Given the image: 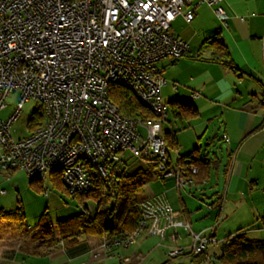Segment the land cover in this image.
<instances>
[{
	"label": "built area",
	"instance_id": "built-area-1",
	"mask_svg": "<svg viewBox=\"0 0 264 264\" xmlns=\"http://www.w3.org/2000/svg\"><path fill=\"white\" fill-rule=\"evenodd\" d=\"M196 1V7H214L228 26L224 0H0V112L20 93L16 109L0 117V168L24 171L30 179L60 174L70 196L85 198L94 190L87 166L107 178L111 164L123 165L122 154L129 152L155 174L174 178L178 190L195 186L170 165L165 138L156 135L154 124L165 123L169 114L162 96L167 82L158 63L193 56L191 44L171 28L183 8ZM185 18L191 23L193 11ZM114 83L132 92L154 118L123 117L110 99ZM31 99L43 121L29 136L15 139L12 128ZM224 140L230 141L227 135ZM190 173L197 175L198 169ZM139 207L137 230L102 240L94 258L129 249L143 232L165 240L173 230L175 241L177 230L187 231L188 250L173 248L170 260L204 254L216 243L215 236L195 233L178 220L162 196L146 198Z\"/></svg>",
	"mask_w": 264,
	"mask_h": 264
},
{
	"label": "crops",
	"instance_id": "crops-1",
	"mask_svg": "<svg viewBox=\"0 0 264 264\" xmlns=\"http://www.w3.org/2000/svg\"><path fill=\"white\" fill-rule=\"evenodd\" d=\"M196 5L197 1L185 6L171 28V33L176 38L191 44L193 56L178 60L164 59L158 63L167 82V86L162 88L163 100L169 106L165 123L172 124L173 121L177 128H172L171 131L163 128V131L164 135L166 132L176 133L178 148L173 154L170 152L173 160L200 149L196 155L200 159L213 162L206 182L202 181L191 190L189 188L192 196L197 190L206 194L202 187L204 183L208 184L213 171L218 173L220 165L225 163L218 154L221 151L223 153L226 148L227 161L223 169L225 193L217 189L212 191V204L220 197L223 202L213 207L210 211L215 212H210L208 219L206 218L210 221L212 219L213 225L219 217L232 212V206L240 203L239 198L259 191L264 193V0H224L228 26L218 18L214 7ZM190 11H193L194 18L188 23L185 15ZM215 39L224 43L229 52L227 59L237 71L221 63L228 60L217 48L209 45ZM175 85L178 86L177 89L174 88ZM173 101L193 104L198 110V116L187 121L171 120L170 104ZM217 127L219 134L212 137ZM210 134L212 135L209 138ZM224 135L228 136L229 142L224 140ZM205 137L208 149L203 151L202 146L197 145ZM217 144H224L225 148ZM170 178L172 177L155 180L165 184ZM158 196L164 197L172 205L170 193L167 194L165 188L152 187L150 184L145 187L144 198ZM181 206L183 210L172 205L179 214L177 219L185 220L184 222L191 225L193 213L184 201ZM257 207L256 204L252 206L253 209ZM262 216L258 217V221ZM213 236L216 237L215 234ZM32 241L34 244L38 243ZM101 241L94 237L82 238L69 247L57 242L47 251L34 249L35 251L32 250L26 255L57 258L54 264H59L58 260L60 264H87L86 258L89 256L90 264H97L104 257L94 258L93 252L98 250ZM223 245L219 252L213 251L218 259L223 253ZM20 253L19 251L18 254ZM116 253L119 255V252ZM17 258L19 255L16 253L6 254L0 259V264H17ZM173 264H192V259L183 257L175 260Z\"/></svg>",
	"mask_w": 264,
	"mask_h": 264
},
{
	"label": "rangeland",
	"instance_id": "rangeland-1",
	"mask_svg": "<svg viewBox=\"0 0 264 264\" xmlns=\"http://www.w3.org/2000/svg\"><path fill=\"white\" fill-rule=\"evenodd\" d=\"M19 101L20 93L11 95L6 102L7 108L0 112V117L6 119L16 109ZM37 109L38 103L33 99L24 104L21 116L12 128V135L15 139L29 136L32 131L31 126L39 119L33 120L34 113ZM170 119L173 120V117L171 116ZM163 128L165 130L169 129V131L172 128L177 129L173 121L172 124L155 123L154 129L157 136H164ZM140 132L145 135L144 130L140 129ZM218 132L219 128L217 127L214 135L210 134L208 137L210 138L211 135L214 137L219 134ZM206 138L197 145V147L202 146L203 151L207 148ZM216 142L218 143V141ZM217 145L225 148L224 144ZM191 149L193 150L194 148ZM186 150L187 148L185 146L184 151ZM171 153L173 154V152ZM218 157L225 160V163L222 166L220 165L221 168H219L218 173L216 170L213 171L212 177L208 180V184H204L202 187L206 190V194H203L201 190H197L194 192V196H192L190 195L189 187L188 189L178 190L174 181L175 179L173 178L168 179L165 184L155 179L150 183L152 187L165 188L167 194L170 193L171 197H169L173 202L172 205L177 207V209L182 208L183 210L181 206L182 202L184 201L186 203L190 212L193 213L191 227L195 233L202 231L205 232L207 237L213 236V234L216 235V243L209 245L205 252L207 260L201 264H223L222 261L214 256L213 251L219 252L226 240L238 234H245L250 240L264 241V229L258 221V217L264 215V193H261V191L255 192L251 196L239 198L240 203L236 204L235 207L232 206V212H227L224 217L221 216L213 225L212 219L211 221L206 220L210 212H215L210 211L208 208V206L212 205V191L217 189L225 193L223 169L227 161L226 148L223 153L221 151L218 154ZM122 160L126 175H132L138 170L154 171L153 168L144 166L142 161L134 158L129 152L122 154ZM58 179H60V174H55L53 177L49 175L46 179L37 180L31 184V179L24 171L15 170L7 173L0 168V211L11 213L15 212L21 206L25 214L24 226L10 221H5L1 224L0 259L5 257L6 254L16 253V255H19L17 264H54L57 258H38L26 255L30 254L34 249L41 251L50 249V246L46 244L39 242L34 244L32 241L33 238L38 235L40 236L43 232L42 228H38L40 220L45 217L53 223L55 235L48 239L54 240L55 245L59 239L56 228L58 222L82 213H88L91 217L96 215L98 205L95 200L73 198L64 190L63 185H60ZM47 189L49 190L48 196L45 195ZM103 200L102 205L106 207V198ZM253 204L258 205V207L253 209ZM117 205H121V202L118 203L112 200L108 207L113 208ZM176 233L178 234V239L173 241L172 236L175 234L173 230L167 232L165 240L143 232L136 238L135 243L129 249H119L116 251L119 252V255L115 252L112 257L101 258L97 264H128L126 263V259H130V262L133 261L131 264H165L170 261L168 253L173 248H185L188 250L192 242L186 230L180 229ZM19 251L21 252L20 254H18ZM86 261H88L87 264H90L89 256L86 258ZM58 263L60 264V260H58ZM69 264L76 263L72 262Z\"/></svg>",
	"mask_w": 264,
	"mask_h": 264
},
{
	"label": "trees",
	"instance_id": "trees-1",
	"mask_svg": "<svg viewBox=\"0 0 264 264\" xmlns=\"http://www.w3.org/2000/svg\"><path fill=\"white\" fill-rule=\"evenodd\" d=\"M209 45L217 48L225 59L229 57V52L220 39L213 40ZM221 63L227 68L237 71L230 60ZM110 99L120 108L123 117L136 121H145L154 118V115L137 101L132 92L118 84L114 83L110 86ZM170 110L173 119L179 121H187L197 117L199 114L197 108L193 104L180 101L171 102ZM34 114L33 120L39 119L31 126L32 131L43 121V115L39 111H35ZM175 134L174 132H166L164 135L168 147L170 165L173 167L175 166L179 170H183L185 177L192 178L195 181V185L202 183V181L206 182L210 175L209 170L212 168L213 162L200 159L196 155L199 153L200 149L194 150L190 155L183 157L179 156L176 160H173L170 156V152H174L178 148ZM110 167L112 176L104 178L97 173L95 168L87 166L90 177L94 183V190L85 198L77 197L75 199L95 200L98 205L96 215L91 217L88 213H82L70 219L58 222L56 227L59 237L58 243H63L65 247H69L79 242L82 238L94 237L105 240L123 233L132 234L137 230L138 220L141 216L139 203L146 199L143 197L145 187L154 179L164 180V178L154 172L142 170H138L132 175H126L123 165L111 164ZM192 167L198 169L197 175L190 173ZM51 176L53 177L55 174ZM37 180L40 179H31V184ZM58 182L62 185L61 179H58ZM193 187L189 188L192 189ZM105 198L106 207L102 205L104 202L103 199ZM112 200L118 203L121 202V205L109 208L108 206ZM221 200L220 197L218 201L210 205V207H216L217 204L223 202ZM5 221L24 226L25 214L22 207L20 206L15 212L11 213L0 211V226ZM259 222L264 229V215L259 219ZM38 228H42L43 232L40 236L38 235L33 238V240L50 247L54 245L55 241L48 239L55 235L53 223L43 217L39 222ZM222 250L223 253L219 259L223 261L224 264H264V241L250 240L245 234H239L226 240ZM205 255L204 253L194 256L188 253L175 260L189 257L192 259V264H201L207 260ZM175 260H170L165 264H173Z\"/></svg>",
	"mask_w": 264,
	"mask_h": 264
}]
</instances>
